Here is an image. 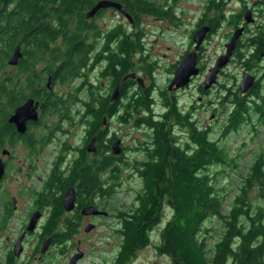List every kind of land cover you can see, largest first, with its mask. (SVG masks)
Returning <instances> with one entry per match:
<instances>
[{"label": "trees", "instance_id": "1", "mask_svg": "<svg viewBox=\"0 0 264 264\" xmlns=\"http://www.w3.org/2000/svg\"><path fill=\"white\" fill-rule=\"evenodd\" d=\"M96 1L99 0H0V145L9 138L16 141L15 135L18 137L6 122L22 98L16 78L18 71L10 79L5 75L14 48L21 46L30 64L44 58L53 45L47 63L52 77L61 83H72L93 58L85 44L98 31L86 23L93 17L88 14ZM115 1L126 7L131 17V21L125 17L126 22H135L137 27L141 15L170 17V12L153 0ZM214 2L209 0L207 6L217 9L214 17L217 25L223 20V10L219 5L213 6ZM255 4L264 9V0ZM130 27L127 23L105 32L109 33L108 54L105 58L102 52L95 55V62L101 64L97 73L101 80L97 85L91 81L89 96L76 111L88 119L86 135L97 137L96 155L87 163L82 152L70 176L57 175L50 190H64L77 182L81 194L87 196L104 185L101 193L109 199L121 183L123 171L128 170L136 177L139 186L133 191L132 201L125 208H110L115 210L113 216L119 222L117 229L121 236L114 264H130L135 253L148 246L168 258V264H264V146H258L242 170V155L226 145L227 138L240 134L243 127L257 138L258 128L264 125L261 87H252L246 97L230 87L223 89L221 106L233 107L221 125L220 136L216 137L209 128L195 122L193 106L188 110L178 108L174 91L167 87L156 96L154 86L143 87L129 76L135 70L132 58L142 53L140 39H129L127 35ZM138 35L142 37L139 32ZM251 42V49L257 52L250 55L249 64L257 61L256 54L262 45L257 38ZM93 65L91 62L88 67ZM152 71L151 64L145 73L150 77ZM105 77L109 81L100 88ZM116 86L118 96L111 100ZM157 105L161 108L159 113L155 111ZM46 107L65 116L69 112L58 98L46 103ZM111 119L123 125L132 123L149 132V139L134 151L137 157L134 160L115 161L118 155L111 152L114 135L111 137L107 128L102 130ZM49 198L54 205L51 224H55L62 211L60 199L53 193ZM105 203L108 207L109 203ZM4 215L0 213V227L6 225L4 221L8 218ZM214 222L218 225V230H212L216 236L210 234L207 225ZM155 233L156 243L150 240ZM65 237L59 234L60 240Z\"/></svg>", "mask_w": 264, "mask_h": 264}, {"label": "flooded vegetation", "instance_id": "2", "mask_svg": "<svg viewBox=\"0 0 264 264\" xmlns=\"http://www.w3.org/2000/svg\"><path fill=\"white\" fill-rule=\"evenodd\" d=\"M100 1L120 3L115 0ZM100 1H96L89 11L93 10V8ZM226 1L227 0H221V3L214 2L213 6H221L222 4L226 3ZM207 5L208 3L205 6ZM249 9L250 8H244V13H246L247 11H249L250 13L251 11L254 12L253 9ZM106 11L114 12V14L119 17L120 15L124 16L120 13V11L115 10V8L108 7L106 9L97 10L95 16L87 21L86 24H88V26H92L98 31L95 37L89 38L87 40V43L85 44L87 47H89V55H92L93 58L91 59V61H88L86 69H80L77 75L79 77L74 79L72 83H61L59 80L55 81L54 77H52V70L47 63L50 61V50L52 49L53 45H50V48L44 58L39 57L36 60V63L30 64L27 63L28 58L20 46L19 52H21V56L18 60L17 65L10 66L7 65L8 63L6 64L7 70L5 72V75L8 79L13 76L15 77V72L18 71L17 83L19 86V91H22V98L21 102L16 108L24 105V103L28 101H31V110L33 111V116H35V118L27 119L25 121V130L22 134L17 133V131L15 130V126L8 122L10 118L9 116L14 113L16 108L11 114H9L6 119V122L9 124V126H11V129L14 130L15 134H17L18 137H16L15 135L14 139L16 141L11 142L12 138H9V140H6L5 144L0 145V161L4 165V174L0 178V213L3 215L5 214L4 216L8 218L4 221L7 224V221L12 218L18 207L21 208L20 210L22 212L19 215V217L21 218L20 227L17 231L14 232L15 237L12 240L6 238L8 243L4 245L6 247V251L4 252V255L0 257V264H59L60 259L61 264H98L96 262V257H92L93 255L95 256L96 252H94L93 247H91L90 245H86L87 243L83 241L84 236H80V234L83 233L84 235H88L89 233L94 231L93 229L96 227V224L93 223L95 222V220L106 218L107 215H109V212L106 210V196L101 193V190L104 189V185H100L101 188L93 190L92 194L87 196L83 193L81 194L78 189L77 182L72 186L66 187L64 190H50L49 186L52 185L51 181L57 175H60L61 177L66 175L70 176L71 170L74 168V165L80 161L82 152L85 155L84 158L87 163L90 162V159H92L94 155H96V152H94L95 150L93 152H87L89 143L93 141L95 147V138H97L96 136L89 138L88 135H86L85 126L87 125L86 121L88 122V119L82 117L83 115L81 114V112L78 113L80 115L73 114L70 109L72 110V107L74 105H82L84 103V98L87 95L89 96V93H87V91L89 89L88 87H90V84H92L89 75L91 74V71H96V77H98V71L96 70V68L101 64L99 62H95V55L102 52L103 58H105L108 54V49H106V35L109 33L105 32H108L111 29L118 27L119 25H121L122 27L125 26L122 22H116L117 24L113 28L108 31L104 30L102 26L96 23V21H98L97 19H99L101 15L104 16L106 14ZM125 11L126 13H128L126 9ZM216 12V8L208 9L207 6V13L199 18L195 27L190 31L189 39L191 47L188 48L184 56H186V54L191 51H196L198 64L197 67L199 69L198 71H200L201 74L202 72H208L210 71L209 69H212V67L215 65L217 58L226 54V43L230 41L233 33L238 29L242 30L240 37L235 43L233 55H231L232 57L230 58V61L237 62L238 60V63H240L239 66L241 67V71L239 73L238 81L236 80L235 84L233 86H230V88L234 89L233 91H236V93H238V95H240L241 97H246L248 91L242 92L240 90L241 81L246 75L254 77L253 87L256 85L260 86L261 80H264V78H262V75L264 76V55H261L264 51V27L260 29L261 31L259 29V31H256L254 29H251L256 27L253 26L256 23L250 24V22L249 26L245 22H242L243 27L238 24V27H236L235 29V16L232 12L226 14L227 12L224 9L222 11L223 20L219 21V25H222L224 22H226L225 17L226 15H228L227 23H230L232 21L233 30L231 31L233 33L230 37H228L227 42L224 43V52L219 54L218 56H215V63L212 66L206 68L203 67V65H200V51L203 48L202 44H204L207 40L206 38L217 32L215 30L216 25L214 21ZM209 13L213 14L212 16H210V18L208 16ZM263 15L264 13L262 12L261 16ZM243 16H245V14ZM232 18L234 20H232ZM128 24H131V27L129 28L130 30L137 29L135 22H128ZM213 24L215 25L214 27ZM202 28H208V31L203 43L197 49H195L193 38L195 33ZM127 33L129 39H140V47L142 48V41L144 39V36L142 35V37L138 38L139 35L136 31ZM246 38H248V42L244 43L246 41ZM255 38L259 39L260 41L262 40V45L261 49L258 50V54H256L258 55L257 61H252L249 64L247 63V61L250 60V55L257 52V50H254L255 52H253L252 49L250 50V52L244 50H246L247 45L249 44L252 48L251 45L253 43L251 41H253V39ZM192 47L194 48L193 50H191ZM240 49L243 50L242 53L240 52ZM184 56H182V58H184ZM182 58H180V62L182 61ZM21 61L24 64L20 65ZM91 62H94V65L90 68L88 66ZM257 63L262 64V67L258 68ZM220 72L217 76L216 84L214 86L212 85L211 90L203 91L202 84L198 86L197 93L199 94V101L201 100V98H203V95H207L210 91H213V89H217L219 85H221L218 83V79L224 74V72L222 69H220ZM13 73L14 75H12ZM98 78H96V81H94V85H97V82L101 80L100 78ZM171 79H169V84ZM108 81L109 79L105 77L102 82H100L99 87L103 88V86H105ZM193 81L194 79L192 78L191 83ZM133 82L135 86H137L136 81L133 80ZM140 84L141 86L146 87L144 86L145 84L143 80ZM189 85L191 84L189 83ZM189 85L187 87H189ZM74 88L78 89L77 92H74ZM181 90L184 89H179L177 91H174L173 93H175L176 95V93ZM55 98H58V100H61L66 104V107L69 110V112L66 114L67 116L59 114L57 112L48 111L46 103L55 101ZM218 104L221 106V101L213 102L212 107L210 106L213 109H210L211 117L213 118L216 111L215 108L218 106ZM227 106L231 109L233 107L231 104H228ZM221 107L224 109L225 106ZM105 127L106 126L102 127L103 131V128ZM77 130L82 133V136L79 143L80 146L78 148H75L70 144L68 139L74 138L75 132ZM107 132L108 134H110L108 130ZM61 138L63 139L59 141ZM113 139L114 140L112 143H114V141L116 140H119L117 136H114ZM122 143L123 142L121 141V153L119 154L120 156L118 155L115 157L116 162H121L124 158L123 155L125 154L126 148ZM70 153L74 154L71 159ZM15 154L17 156H15ZM41 168H43V171H40ZM34 178L37 180L39 186L37 187V189H34L29 185L28 188H32L31 190H28L27 188H25L24 191L22 190L21 194L23 195V201L18 203L17 198L9 195L8 188L5 186V183H7L9 180L13 182L14 180L20 179L21 181H25L28 184L29 182L32 183L31 180H33ZM69 188H72L74 190V208L71 211H67L63 205L64 195L66 193L65 191H67V189ZM51 193L54 194L55 198L60 199L59 205H61L62 209L58 217L59 220L55 224H51V217H53L54 213V205L49 200V197H51ZM3 207H5V209ZM87 207H95L100 212V214H82V211ZM34 215L38 217L35 226L32 230H28L30 218H32V216ZM4 226L2 227L3 231ZM59 234H65L66 237L63 240H60ZM18 241H20V244H17ZM119 250L120 244L116 248V251L113 252L114 256L111 257L110 260H107V257L104 256L100 260V263L114 264Z\"/></svg>", "mask_w": 264, "mask_h": 264}, {"label": "rangeland", "instance_id": "3", "mask_svg": "<svg viewBox=\"0 0 264 264\" xmlns=\"http://www.w3.org/2000/svg\"><path fill=\"white\" fill-rule=\"evenodd\" d=\"M153 1L157 4V6L169 11L170 17L141 15L140 21H138L139 24L137 29L128 30V32L132 33L133 31H136L144 36V39L142 41L143 51L141 55L135 56L131 60L134 61L133 63L135 65L134 74H136L137 76L135 79H142L145 84L144 86H154V95L158 96L159 91H163L165 89L167 90L169 79L172 78L173 71L178 66L181 60L180 58H182L188 48L191 47L189 39L190 31L195 27L199 18L207 13V6L205 5L209 2V0ZM220 1L221 0H215V3H219ZM256 2L257 0H227L226 3L221 5V9H225L227 12L226 14L231 12L233 13V15L235 16V29L236 27H238V24L243 27L242 22H245L242 17L245 14L243 11L244 8H250L249 10L253 9L254 12L251 11L252 14L250 16L252 17L253 21L250 24L256 23L255 25H253L256 27L250 28L259 31L264 27V15L261 16L264 9H262V11L261 7H258V5L255 4ZM212 15V13H209V18ZM227 17L228 15H226L225 17L226 22H224L222 25H219L220 22H218V24L216 25L215 30L217 32L206 38L207 40L204 44H202L203 42L201 43L203 45V48L200 51L201 56L199 57L201 66L203 65V67L206 68L212 66L215 63V56H218L219 54L224 52V43L227 42L228 37H230L233 33L231 31L233 30L232 21L230 23H227ZM97 20L98 21H96V23L102 26L106 31L113 28L117 24L116 22H122L126 26L128 23L126 22L124 16L120 15L119 17L111 11H106V14L104 16L101 15ZM248 38L245 39V43L248 42ZM193 49L194 48L192 47L191 50ZM250 50L251 47L249 44L247 45L246 51L250 52ZM140 57H142V61H140L141 59L138 60ZM151 64L154 67V71L151 72L152 74L149 77L146 75L145 70L149 69V66ZM239 64L240 63H238V60L237 62L230 61L225 69H222L224 74L218 79V83L221 85H219L217 89H213V91H210L207 95H203V98H201L200 101L197 89L198 86L202 84V82H204L205 77L209 75V71L202 72V74L199 72L198 76L193 77L194 81L192 83L191 81L189 82L191 85H189L188 83L189 87H187V85L186 87L181 88L184 90L179 91L175 96L178 108H180V110H188L189 108H191V106H193L192 110L196 117L195 122H197V124L201 127L209 128V130H211V133L216 137L220 136L218 133H220L221 125L224 124V120L229 114L231 108L225 106L223 109L218 104V106L215 108L216 111L214 118L211 117L210 109H212L211 107L213 105V102H220L224 98V96L221 95L223 89L233 86L235 84V81H238L239 73L241 71V67L239 66ZM257 65L258 68L262 67V64L257 63ZM99 68H101V65H98L96 70L99 71ZM12 75H14V73ZM89 75L90 81H96V71H91V74ZM262 78H264L263 75ZM260 86L261 93L264 94L263 79L261 80ZM159 106L160 105H157L155 108V111H157V113L161 112V108ZM79 108V105H74L72 107V110L70 109V111L76 115L79 113L76 112L77 110H79ZM250 116H252V114ZM131 124L132 123L123 125L122 123H119L117 119H111L105 127L109 130L111 136H117V138L123 142L122 144L126 149L125 154L123 155L124 160H122L125 162L137 158L134 151L140 147L139 144L141 142L149 139L148 131H146L142 127H134ZM242 130L243 131L238 135H230L226 140V145L227 147H230V150H238V153L242 155L240 159L242 162L243 170L250 162L249 158L252 156V154L258 151V146H264V125L258 128L259 134L257 135V138H255L253 133H251L252 131H248L246 127H243ZM179 135L181 138H183V136H181L182 134ZM81 136L82 133L77 130L75 132L74 138L68 140L71 145H73L75 148H78L80 146L79 143ZM62 139L63 138H61L59 141H61ZM243 144L246 145L242 146ZM15 156L17 155L15 154ZM72 156H74V154L70 153V159L72 158ZM40 171H43V168H41ZM120 177H122V181L119 185L116 186V191H114L113 197H110L109 199L108 197L105 198L106 202L109 203V206H106V210L109 212V215H107L106 218L95 220V222L93 223L96 224V227L93 229L94 231H92L88 235H84L83 233L80 234V236H84L83 241L87 243L86 245H90L91 247H93L94 252H96L95 256L93 255L92 257H96V262L98 264H102L100 263V260L104 256L107 257V260H110L111 257L114 256L113 252L116 251V248L121 242V236L118 233L117 229V227H119V222L113 216V214H115V210H112L110 208H125L124 206H127L130 201H132L133 191L137 190L139 186V181L128 170L123 171ZM14 181L12 182L9 180L7 183H5V186L8 188L9 195L17 198L18 203L23 201V195L21 194L22 190L24 191L25 188H27L28 190H31L32 188L37 189V187L39 186L35 178L31 180L32 183L29 182L28 184L25 181H21L20 179ZM237 183L238 181L234 182V184L232 185H236ZM29 185L32 188L29 189ZM20 209L21 208L18 207L12 218L7 221V224L4 226V231L2 227L0 228V257L4 255V252L6 251V247L4 246L6 243H8L6 238L12 240L15 237L14 232L17 231L20 227L21 218L19 217V215L22 212ZM207 225L210 230V234H212V236H216L217 234L212 230H218V225L215 222L210 224L207 223ZM150 240L156 243V233L152 235V239ZM154 252L155 251L153 246H148L146 248L140 249L135 253L136 255L132 259V261H130V264H168V258L160 256ZM59 264H61V259Z\"/></svg>", "mask_w": 264, "mask_h": 264}, {"label": "water", "instance_id": "4", "mask_svg": "<svg viewBox=\"0 0 264 264\" xmlns=\"http://www.w3.org/2000/svg\"><path fill=\"white\" fill-rule=\"evenodd\" d=\"M108 7H112L115 8V10L120 11V13L122 15H124V17H126V19H128L129 21H131V17L129 14L126 13L125 11V7L123 5H121L120 3H116V2H109V1H100L94 8L93 10H91V12L88 14V16H94L95 12L101 8H108ZM251 13L248 11L245 13L244 19H245V23L249 25L250 22H252V17ZM208 28H202L199 31H197L194 35L193 41H194V45H195V49H197L200 44L204 41L206 34H207ZM242 33V30L238 29L236 30L232 37L230 38V41L226 43V54L219 56L216 60L215 65L212 67V69H209V75H207L204 79V82H202L203 85V89L205 91H209L212 88V85L214 86L216 84L217 81V76L220 72V69H225V67L227 66V64L230 61V58L232 57L231 55H233V50H234V46L236 41L238 40V38L240 37ZM20 51V46L17 45L13 52H12V56L10 57V59L8 60V65L13 66L15 64L18 63V60L21 56V52ZM264 55V51L263 54ZM197 55H196V51H191L189 53L186 54V56H184V58H182V61L179 63V65L177 66V68L173 71V76L172 79L170 81V84H168V90L169 91H177L181 88H184L188 85V83L191 81V79L193 77L198 76L199 72L198 71V67H197ZM131 78H135V74H131L129 75ZM254 77H250L249 75H246L244 77V79L241 81L240 84V90L242 92H246L249 89H251L253 87L254 84ZM137 81L139 83H142V79L138 78ZM118 92H119V87L116 86V88L113 91V95H112V99H116L118 96ZM9 120L8 122L13 124L15 126V130L17 131V133L22 134L24 132V128H25V121L27 119H34L35 116H33V111L31 110V101H28L26 103H24V105L18 107L15 109L14 113L9 116ZM106 122V121H105ZM104 122V123H105ZM120 140H116L111 149L114 155H119L121 153V148H120ZM95 150L94 147V143L93 141H91L88 145L87 148V152H93ZM4 165L3 163L0 161V178L3 176L4 174ZM74 190L72 188L67 189V191H65V195H64V201H63V205L64 208L67 211H71L74 208ZM82 214L84 215H96V214H100V212L95 208V207H87L86 209H84L82 211ZM37 216L34 215L32 216V218H30V222L28 225V230H32L35 226L36 220H37ZM17 244H20V241H18ZM16 244V245H17ZM15 245V246H16Z\"/></svg>", "mask_w": 264, "mask_h": 264}]
</instances>
